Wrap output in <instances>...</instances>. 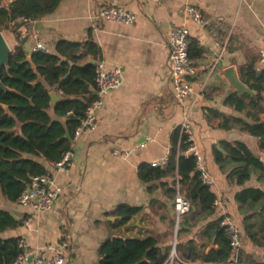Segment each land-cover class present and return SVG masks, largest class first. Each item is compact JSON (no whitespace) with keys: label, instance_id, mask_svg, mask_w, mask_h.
<instances>
[{"label":"crops","instance_id":"crops-1","mask_svg":"<svg viewBox=\"0 0 264 264\" xmlns=\"http://www.w3.org/2000/svg\"><path fill=\"white\" fill-rule=\"evenodd\" d=\"M11 1L3 0V4ZM111 2L60 0L52 12L28 21L18 32L12 31L16 24L6 30L7 34L1 30L12 52L20 42L16 35L22 37L26 28L29 32L37 31L50 52H55L60 39L91 38L99 46V58L87 55L82 62L102 59L106 68L121 69L122 83L105 96L97 112L96 128L75 141L71 165L56 171L53 163L44 160L61 187L54 207L50 211H35L0 197V208L21 220L0 236L22 237L30 251L38 250L43 255L52 253L49 245L66 240L71 264H98V249L113 233L128 237L154 235L162 246L173 244L174 232L176 242L198 238L207 221L195 222L190 218V225L182 224L185 228L179 234L176 223L172 227L173 198L168 197L161 184L171 178L145 182L138 176L141 163L164 157L167 160L170 136L182 122L187 107L197 148L214 180L211 189L220 201L218 214L221 209L241 224L243 214L235 193L244 186L262 185L256 174L243 185L229 181L230 166L223 169L215 160L217 150L225 152L223 142H244L263 160L264 151L259 149L256 137L236 128L218 126L220 118L209 109L226 115L239 114L224 103L228 93L235 91L224 71L231 66L240 78L241 69L247 64L259 65V52L264 50V0H115L136 14L131 23L98 15L99 8ZM187 3L201 9L203 23L186 16L183 10ZM181 23L189 27L190 42L201 48L200 56L190 57L194 63L216 62L215 68L198 71L193 78L195 93L182 103L173 96L167 45L169 31ZM31 41L28 39L29 44ZM56 93L60 98L61 92ZM122 149L131 153L114 154ZM121 203L138 206L140 211L115 226L118 216L112 212ZM212 245L216 246L207 240L206 250Z\"/></svg>","mask_w":264,"mask_h":264},{"label":"trees","instance_id":"trees-1","mask_svg":"<svg viewBox=\"0 0 264 264\" xmlns=\"http://www.w3.org/2000/svg\"><path fill=\"white\" fill-rule=\"evenodd\" d=\"M60 0H12L3 4L0 0V30L12 28L20 19H38L52 12ZM21 39L20 35H16ZM9 63L1 69L0 78L7 89L0 87V197L16 201L28 183L30 176L48 172L44 160L54 163L71 147L72 134L86 108L95 98V63L82 62L87 55L99 58V46L91 38L78 41L60 39L55 52L33 51L28 53L19 42ZM190 57L201 55L196 43L189 44ZM35 66V69L32 67ZM240 79L255 94L231 91L224 103L239 114L226 115L209 109L220 118L217 125L224 129L236 128L258 139V147L264 151V66L256 70L254 63L241 69ZM61 92V97L51 106L49 91ZM70 135V138L68 137ZM185 135L176 127L170 136V152L163 165L141 163L138 176L145 182L171 178L161 184L168 197H174L177 189L191 203V209L181 216L178 234L188 224L207 221L198 238L177 241L178 255L187 262L225 263L233 260V248L221 225L222 215L214 205L215 192L204 184L195 167L194 157L187 152ZM225 152L216 151L215 160L221 168L228 165L229 181L243 185L253 174L262 183L260 187L244 186L235 193L242 217V235L258 246L264 245V160L253 153L241 141L223 142ZM140 211V207L118 204L113 214L114 225L122 224ZM20 219L7 209L0 208V233L15 228ZM175 217L172 219V227ZM243 229V232H242ZM261 234V235H260ZM261 236L263 241L258 237ZM20 237L0 236V264H14L19 252ZM207 240H212L206 250ZM172 248L171 243L162 246L159 237L108 235L98 249V264H163ZM242 247L239 260L244 262Z\"/></svg>","mask_w":264,"mask_h":264},{"label":"built area","instance_id":"built-area-1","mask_svg":"<svg viewBox=\"0 0 264 264\" xmlns=\"http://www.w3.org/2000/svg\"><path fill=\"white\" fill-rule=\"evenodd\" d=\"M186 16L197 23H203V13L201 9L193 4L187 3L184 6ZM98 15L106 20L116 21L120 23H131L136 20V14L115 3V0L108 5L102 6L98 10ZM29 44L31 52L42 51L48 52V47L40 41L38 33L35 30L29 32ZM190 30L187 24L181 23L174 26L168 34L169 49V65H170V81L172 84V92L177 102H184L195 93L193 78L199 70L215 68L216 62L196 64L189 55ZM264 66V50L259 52V65L256 70ZM95 98L88 104L85 115L81 118L79 124L75 127L72 134L71 147L64 151L59 160L53 163L56 171L66 170L72 163L74 157L73 146L76 140L83 134L94 130L97 126V112L103 106L105 96L112 90L118 88L122 83L121 69L117 66L106 68L104 60L95 61V77H94ZM180 133L185 135L187 152L194 157L195 167L199 172L201 181L213 186L214 180L206 170L202 156L197 148L193 134V125L190 119V108L187 107L184 112L183 120L179 125ZM170 152V149L168 153ZM131 150H115L116 156H128ZM166 158L155 159L150 163L152 165H162ZM61 193V187L55 183L54 177L50 172L42 174H34L24 189L21 191L16 202L26 205L35 211H50ZM214 205L220 207L219 199L215 198ZM173 208L175 213L176 229L178 227L180 217L191 209L190 201L184 197L177 189L173 200ZM222 215L221 225L224 227L226 236L233 248V260L225 263H200L197 261H184L177 253L173 242L167 260L163 264H250L239 260V252L242 246L241 230L237 222L230 215L219 210ZM176 231V230H175ZM176 235V232H175ZM19 252L14 260V264H71L67 252L68 242L61 240L55 245H49L52 253L43 255L40 251H30L24 238L18 239Z\"/></svg>","mask_w":264,"mask_h":264},{"label":"water","instance_id":"water-1","mask_svg":"<svg viewBox=\"0 0 264 264\" xmlns=\"http://www.w3.org/2000/svg\"><path fill=\"white\" fill-rule=\"evenodd\" d=\"M28 24V20L23 19L19 22L16 23L15 27L12 29L14 32H18V29L22 26H26ZM29 31L26 28L25 33L22 35L20 39V43L24 46L25 50L30 53V46H29ZM12 54V49L9 46L5 36L3 35L2 31L0 30V74H1V69L3 66H7L9 63L10 56ZM90 62L94 63V60H91ZM32 67L35 69V66L32 64ZM224 75L227 77L229 82L234 86L235 90L238 92H245L249 93L251 95L255 94V91L250 89L235 73L234 68L229 66L225 69ZM0 87L3 89H7L8 87L5 86L0 78ZM95 93V91H93ZM50 94V104L51 106L54 105V103L59 99L58 94L56 93L55 90L51 89L49 91ZM0 106L4 105L0 103ZM68 137L70 138V135L68 134Z\"/></svg>","mask_w":264,"mask_h":264},{"label":"rangeland","instance_id":"rangeland-1","mask_svg":"<svg viewBox=\"0 0 264 264\" xmlns=\"http://www.w3.org/2000/svg\"><path fill=\"white\" fill-rule=\"evenodd\" d=\"M7 34V29H4ZM240 227L242 228L240 222L238 221ZM243 232V229H242ZM261 235V234H260ZM258 237L263 241V238L258 235ZM243 239V245H242V256L244 257L245 263L250 264H264V245H256L250 242V240L247 239L245 235H242ZM176 241V235L174 232V235L172 237V243ZM264 242V241H263ZM245 244V245H244Z\"/></svg>","mask_w":264,"mask_h":264}]
</instances>
